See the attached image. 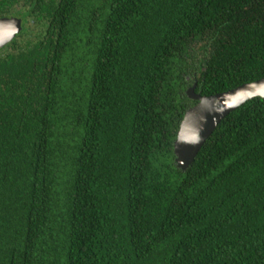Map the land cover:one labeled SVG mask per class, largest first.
<instances>
[{
	"label": "trees",
	"instance_id": "trees-1",
	"mask_svg": "<svg viewBox=\"0 0 264 264\" xmlns=\"http://www.w3.org/2000/svg\"><path fill=\"white\" fill-rule=\"evenodd\" d=\"M0 264H264V98L186 170L204 96L264 78V0H0Z\"/></svg>",
	"mask_w": 264,
	"mask_h": 264
},
{
	"label": "water",
	"instance_id": "water-1",
	"mask_svg": "<svg viewBox=\"0 0 264 264\" xmlns=\"http://www.w3.org/2000/svg\"><path fill=\"white\" fill-rule=\"evenodd\" d=\"M23 30L20 17L0 18V51L12 43ZM198 83L189 87L187 95L198 101L184 115L175 142L177 166L183 170L195 161L203 145L232 111L256 97L264 98V78L215 95L197 92Z\"/></svg>",
	"mask_w": 264,
	"mask_h": 264
}]
</instances>
